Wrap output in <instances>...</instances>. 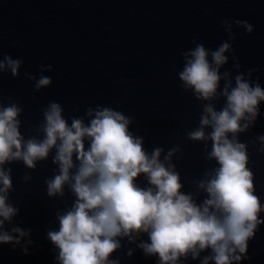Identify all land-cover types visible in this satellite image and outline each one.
<instances>
[{"label":"clouds","instance_id":"obj_1","mask_svg":"<svg viewBox=\"0 0 264 264\" xmlns=\"http://www.w3.org/2000/svg\"><path fill=\"white\" fill-rule=\"evenodd\" d=\"M234 25L247 34L254 31L247 20L227 18L221 26L228 39L217 48H207L194 38L195 47L180 53L181 86L204 102L198 127L185 135L204 142L205 159L215 161L204 170L203 178L193 181L195 193L183 191L173 162L180 146L167 151L157 146L149 152L144 137L130 130L133 119L122 111L88 106L84 116L74 115L69 123L61 103L50 101L42 109L38 135L26 138L21 132L23 107L12 97L7 105L0 99V245L15 248L24 237L33 243L30 228L7 227L20 211L9 202L14 188L12 168L7 165L22 161L35 170L37 162L47 161L51 154L57 167L44 180L47 195L63 198L67 188L74 197L70 206L56 211L58 229L47 231L57 264H120L112 255L124 246L125 239L146 257H156L157 264H183L189 258L200 264H242L249 259V241L264 225V204L255 194L248 145L239 136L259 118L264 86L259 77L252 79L258 69L239 71L240 60L232 43ZM229 54L237 70L234 77L231 70L221 72ZM23 63L21 58L0 52V74L10 72L18 77ZM39 67L38 79L24 73L35 81L37 91L52 84L44 73L53 66ZM221 98L224 103L218 109L216 102ZM256 139L264 153V134ZM141 175L146 186L137 183ZM31 178L28 173L23 176L25 182ZM145 234L147 240L142 239ZM22 251L27 254V247L22 246ZM134 251L129 248L127 256Z\"/></svg>","mask_w":264,"mask_h":264},{"label":"water","instance_id":"obj_2","mask_svg":"<svg viewBox=\"0 0 264 264\" xmlns=\"http://www.w3.org/2000/svg\"><path fill=\"white\" fill-rule=\"evenodd\" d=\"M227 18L247 20L254 26L247 34L234 25L232 43L240 60L239 71L258 69L252 79L259 77L264 86V0H0V52L24 62L18 77L10 72L0 74V99L7 105L12 97L23 107L21 132L26 138L38 135L42 109L50 101L61 103L69 123L74 115L84 116L88 106L122 111L133 119L130 130L144 137L149 152L157 146L166 151L180 146L173 162L183 191L195 193L193 181L203 178L204 170L215 161L205 159L204 142L191 141L185 135L198 127L204 102L181 86L180 53L195 47L194 38L207 48H217L228 39L221 26ZM41 64L53 66L44 73L52 84L37 91L35 81L24 73L38 79ZM225 69L233 77L237 74L230 54L221 72ZM223 103V98L218 100L217 108ZM261 134L264 102L254 127L239 136L248 145L255 194L264 204V153L256 139ZM7 167L12 168L14 188L9 202L20 209L7 227L30 228L33 243L28 244L29 237H24L15 248L0 245V264H57L47 231L58 229L55 213L70 206L74 197L67 188L63 198L47 195L44 180L57 167L51 154L47 161L37 162L35 170L22 161ZM26 173L32 177L27 182L23 180ZM137 183L146 186L147 182L141 175ZM142 239L147 240V235ZM122 244L112 255L120 264H157L156 257H146L135 244L126 239ZM22 246L27 247V254ZM129 248L135 249L130 257L126 254ZM248 256L242 264H264V225L249 241ZM183 264H200V260L189 258Z\"/></svg>","mask_w":264,"mask_h":264}]
</instances>
